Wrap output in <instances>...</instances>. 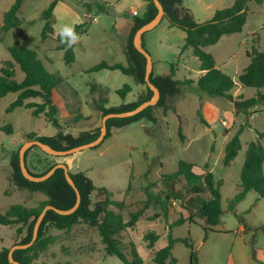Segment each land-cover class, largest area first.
<instances>
[{
    "label": "rangeland",
    "instance_id": "obj_1",
    "mask_svg": "<svg viewBox=\"0 0 264 264\" xmlns=\"http://www.w3.org/2000/svg\"><path fill=\"white\" fill-rule=\"evenodd\" d=\"M14 1L0 0V27L3 13ZM51 1L25 0L19 13L23 25L11 29L0 41V67L10 59L7 49L14 43H19L34 50L49 73H58L64 79V84L52 96L59 128L47 123L43 116L32 117L31 109L16 108L8 113L6 108L17 96L8 94L0 97V128L11 125L14 131L12 135L0 131V214L11 205L21 204L32 208L46 199L41 193L18 189L11 180V159L25 142V134L33 132L37 136H53L60 132L77 137L82 132L100 131L102 117L91 107L89 84L99 83L107 89L105 94L108 107L130 103L137 98L139 89L142 88L132 77L119 71L85 73L89 67L103 60L120 61L122 65H127L126 54L112 32V16L114 11L120 9V0H91L95 4L106 2L110 6L107 7V14L94 9L89 22L82 15L83 8L78 5H84L83 0H59L54 25L56 32L57 27L62 24L73 26L88 22L90 27L73 47L75 62L71 65L65 64L64 52L56 49V41H43L40 38L44 26L40 14ZM233 2L234 0H183V5L188 8L196 23H203L210 20L216 10L228 8ZM69 8L76 15L70 13ZM168 23L165 18L156 28L145 33L144 47L151 56L157 73L169 74L173 65L176 69L175 80L193 83L177 85L176 93L165 100L169 109L166 112L162 108L154 110L157 119L155 123L142 120L127 129L112 132L110 138L99 148L82 151L80 171L85 173L97 190L112 193L114 199L123 200L126 209L121 214L125 221L130 212L142 207V202L146 200L144 188L147 185L150 184L148 193L154 197L159 195L164 198L170 193L174 195L165 202L167 216L164 215L163 207L153 200L135 227L127 228L119 235L123 250L128 252V244L132 242L143 264H148L154 253L166 246L168 225L180 215H188L183 208L193 210L192 214L195 212L182 182L162 183L161 176L175 172L180 160L195 165L196 173L205 170L212 172L215 180L222 181L221 207L225 211L215 230L225 233H205L206 224L200 218L193 219L195 224L186 223L173 228V238L189 237L191 241V249L182 243L174 245V264H190L191 254L195 255L198 264H257L252 255L254 245L264 250V198L257 200L255 193H248L236 206L235 214L228 211V203L238 192L248 144L259 141L264 145V106L250 109L249 115L245 116L236 112L234 104L229 100L200 94L196 89V82L201 76L200 64L190 50L181 51L185 44V33L168 28ZM255 42L258 50L264 52V6L250 3L242 32L223 36L217 44L204 49L214 57L216 67L235 81L236 86L231 91L234 99L239 96L249 99L256 95V90L241 87L237 82L238 75L249 64L247 53ZM15 72V79L21 81L23 73L18 67ZM124 85L131 88L125 100L117 93ZM260 93L264 96V87ZM27 102L40 101L34 99ZM79 111L85 117L84 120H79ZM198 112L208 126L199 122ZM247 120L250 127L244 129L239 136L241 150L231 164L224 167L222 159L225 143ZM180 128L183 141L179 135ZM259 133L262 134L260 139ZM62 159L48 156L35 146L28 148L25 165L31 173L38 175L48 164L62 163ZM148 169L149 174L146 175ZM102 197L103 192H95L92 201L99 202ZM110 209L117 211L113 207ZM155 214L159 217L150 221L149 218ZM240 219L248 226L246 230L244 228L245 233L238 231ZM17 226L0 225V250L10 249L24 236V231L19 236L16 235ZM148 232L159 236L153 249H147L143 238ZM44 236L50 238L54 245L42 256L39 254L35 264H123L116 257L105 254L96 227L82 222L61 232L47 225ZM167 264L173 263L167 261Z\"/></svg>",
    "mask_w": 264,
    "mask_h": 264
},
{
    "label": "trees",
    "instance_id": "obj_2",
    "mask_svg": "<svg viewBox=\"0 0 264 264\" xmlns=\"http://www.w3.org/2000/svg\"><path fill=\"white\" fill-rule=\"evenodd\" d=\"M24 1L25 0H15L9 9L3 13L0 27V41L11 29H16L23 25V20L19 17V13ZM142 1L146 3L145 11L141 17H133V26L126 44L125 54L127 65L125 66L120 63L108 64L101 61L88 68L86 73L90 74L101 70L119 71L124 75L132 77L136 84L144 86L145 92L140 95L136 101L122 104L117 107L106 108L107 100L105 98H100L99 101H93L91 105L101 117L111 113L131 111L141 103L150 100L153 96L152 91L147 87L144 80L146 59L133 45V37L139 28L145 26L156 16L157 8L153 0ZM158 1L163 8L164 17L169 22L170 27L185 33V44L181 51L190 50L200 64V71L204 72L196 82V89L200 94L212 98L219 97L229 100L234 104L235 111L245 116L249 115L250 109L257 106H264V96L260 93V90L264 87V52L258 50L256 42L252 45L250 52L247 53L249 64L238 75L237 79L241 87L256 90V95L249 99H243L240 96L237 99L232 97L231 91L236 86L235 81L219 70L216 67L214 57L204 51V48L217 44L223 36L241 33L246 23L248 5L254 3L264 6V0H234L230 7L216 10L211 19L203 23H196L193 20L190 11L183 6V0ZM57 3L58 0H52L48 7L40 14L41 20L44 21L40 38L43 41L48 38L56 41L58 43L57 49L64 52L63 60L65 64L70 65L75 61L73 53L74 45L68 47L67 44L62 43L59 34H55L53 30L54 9ZM177 3L182 5L181 10L175 7ZM96 6L101 7L99 4H96ZM73 27L81 38V36L86 33L88 24L84 22L75 24ZM140 46L145 49L143 45V36L140 41ZM7 52L10 59L6 60L0 67V97H5L8 94H16L17 97L6 108V111L10 113L14 109L22 107L24 109H31L32 117L39 118L43 116L46 122L53 127L59 128L58 121L55 117L57 110L53 104L52 94L53 91L63 83V78L57 73H49L41 60L37 57L36 52L32 49L26 48L19 43H14L7 49ZM16 67H18L24 75L23 79L19 82L15 79ZM170 69L171 72L168 75H154L152 72L150 74L151 83L160 93V99L156 105L147 107L135 116L107 120V134L104 141L110 138L113 130L123 129L141 120L155 123L156 116L154 110L162 108V110L166 112L169 109L165 104V100L176 93L177 85L193 83L192 81L179 82L174 80V66L171 65ZM96 88L95 85H92L91 91H94ZM130 91V87L124 85L117 93L124 99L126 94ZM34 99H38L40 102H27ZM197 116L202 125L208 126L200 112L197 113ZM249 127L250 123L247 120L241 125L238 132L225 143L222 159V165L224 167L229 166L241 150L239 136L244 129ZM0 131L5 132L7 135H12L14 133L11 125L0 128ZM99 132V130L95 132H82L77 137L71 134H62L60 132L53 136H37L32 132L25 134L24 137L25 141L38 140L53 150L65 151L94 141L99 136ZM179 135L183 141L184 137L181 133V128L179 129ZM261 137L262 134L259 133L258 139ZM102 144L93 149L99 148ZM18 152L19 151L12 156L10 163L12 168V183L20 190H27L31 193H41L46 199L40 201L36 207L32 208L22 206L21 204L11 205L4 213L0 214V225L5 227L18 225L15 230L16 235L19 236L22 231L25 232L18 244L26 245L31 241L33 226L43 208L45 206H53L59 210H68L75 204L76 194L67 183L63 169L55 170L53 175L43 182H31L25 179L20 170ZM27 154L28 150L25 152V159ZM56 164L58 163L51 162L38 175L31 173L27 165L26 168L31 174L42 176ZM193 168L194 165L192 163L180 160L177 163L175 172L164 174L160 178L162 183L182 182L186 193L190 197V202L195 207V212L192 214L193 210L183 208L188 215H180L177 220L168 225L169 233L167 235L166 246L157 250L148 264H167V261L173 264L176 263V259L172 256V250L176 243H182L186 248L191 249L189 237L173 238L171 230L186 223L195 224L194 218H200L204 221V224H206L204 227L205 233L221 232L216 231L215 227L219 226L221 223L220 217L225 212L221 207L220 187L222 181L215 180L210 171L205 170L202 171L201 174H197L193 171ZM147 174H149V169L146 172V175ZM69 175L81 196L78 209L68 216L58 215L52 210L47 211L40 224L34 244L26 249L15 250L12 255L13 260L19 264H35L39 254L45 253L49 246L53 244L50 238L44 236L45 227L50 225L53 229L58 231H68L75 224L79 223L78 218L80 217L90 221L98 220V224L95 227L107 256H114L123 264H143V260L138 255L135 245L132 242L128 244V252L123 250L119 235L127 228L132 229L135 227L153 200L157 201V203L163 207L164 215L167 216L168 210L165 202L169 201L174 195L170 193L164 198L159 195H157L158 197H154L148 193V186L150 184L147 185L144 188L146 200L142 202V207L134 212H130L128 214V220L125 221L121 212L126 209V206L122 201L111 200V195L105 192L104 201L106 204V211L103 212L101 208L96 209L93 206L92 195L97 189L92 181L88 179L84 173L71 174L69 172ZM249 192L255 193L257 200L264 198V145L259 141L251 142L247 146L244 165L240 173L238 192L229 201L228 211L235 214L236 205L240 203ZM110 207L116 208L117 211L110 209ZM102 217H105L104 220H102ZM158 217L159 215L155 214L151 216L149 220L154 221ZM240 225H242L245 230L248 227L243 219H240ZM143 238L147 243V249H153L159 236L155 233L148 232ZM8 252L9 249L7 248H2L0 250V264H10ZM252 256L257 264H263L255 259L254 252ZM190 264H198L194 254H191Z\"/></svg>",
    "mask_w": 264,
    "mask_h": 264
},
{
    "label": "water",
    "instance_id": "obj_3",
    "mask_svg": "<svg viewBox=\"0 0 264 264\" xmlns=\"http://www.w3.org/2000/svg\"><path fill=\"white\" fill-rule=\"evenodd\" d=\"M153 2L157 8L156 16L149 23H147L145 26L139 28L135 32L134 37H133V45L146 59V71H145L144 80L146 82L147 87L153 93L152 98L148 101L141 103L139 106H137L135 109H133L131 111L123 112V113H111V114H107V115L103 116L101 119V129L99 132V136L94 141L89 142L87 144H82L80 146H76L74 148H71V149L65 150V151H57V150L51 149L50 147L46 146L45 144H43L42 142H40L38 140H32V141H25L22 144V146L20 147L19 152H18L19 166H20L21 173L25 179H27L28 181H31V182H43V181L47 180L48 178H50L53 175V173L55 172V170L63 169L64 170V176H65L67 183L72 187V189L74 190V192L76 194V201H75V204L73 205V207L68 209V210H59L53 206H45L35 221V224L33 226L31 241L26 245H19V244L14 245L9 249L8 260H9L10 264H19L18 262H15L13 260L12 255H13V252L15 250L26 249V248H28L34 244V242L36 241V238H37V234L39 231L40 224L43 221L47 211L52 210L55 213H57L58 215L68 216V215L73 214L78 209V207L80 205V201H81L80 193H79L78 189L75 187V184H74L73 180L71 179L65 164H63V163L56 164L55 166H53L50 170H48L42 176H35V175L31 174L27 170L26 165H25V152L28 150V148L36 146L41 151H43L45 154H47L48 156L62 157V158L71 156V155L76 154V153H80V152L88 150V149H93V148L99 146L100 144H102V142L104 141V138L107 134V126H106L107 120L112 119V118H127V117H131V116H135L138 113H140L141 111H143L144 109H146L147 107L155 106L156 103L159 101L160 93H159L158 89L150 81V74L152 72L151 56L148 54V52L145 49H143L140 46V41H141L142 36L145 33H147L148 31H151L154 28H156L160 24L162 18L164 17L163 8H162L161 4L159 3V1L153 0ZM175 7L179 10L182 9V5L179 3L175 4ZM93 206L96 209L101 208V210L103 212L106 211V205H105L104 200H101L99 202H95ZM104 218L105 217H102V220H104ZM78 221L82 222L84 224H87L89 226H92V227H95L98 224V220L90 221L87 219H82L80 217L78 218Z\"/></svg>",
    "mask_w": 264,
    "mask_h": 264
},
{
    "label": "crops",
    "instance_id": "obj_4",
    "mask_svg": "<svg viewBox=\"0 0 264 264\" xmlns=\"http://www.w3.org/2000/svg\"><path fill=\"white\" fill-rule=\"evenodd\" d=\"M92 1L91 0H83L82 1V3H84V5L83 4H78V5H80L82 8H83V13H82V15H83V17L85 18V20H87L88 22L92 19V17H91V14H92V11L94 10V9H96L98 12H100V13H104V14H107V10H108V8L107 7H109L110 5H108V3H106V2H96V4H99V5H101V7H97L96 6V4H95V2L93 3H91ZM119 3H121V7H120V9L118 10V11H114L113 12V16H112V32L114 33V35L118 38V40H119V43H120V45H121V47H122V49L124 50V52H125V49H126V44H127V40H128V36H129V33H130V31H131V28H132V26H133V17L134 16H136V17H141L142 16V14L144 13V11H145V7H146V3L144 2V1H142V0H120L119 1ZM87 4V5H86ZM59 5H60V1L58 0V3H57V5H56V7H55V9H54V24H53V30H54V33L55 34H58V32H56L55 31V29H54V25H55V23H56V20H57V18H56V11H57V9L59 8ZM184 6V5H183ZM249 6V5H248ZM66 7V6H65ZM185 7V6H184ZM67 8V7H66ZM185 8H187V7H185ZM188 9V8H187ZM69 12L70 13H74L75 15H76V12L73 10V9H71V8H69ZM213 16V15H212ZM99 17V16H98ZM163 19H165V17H163L162 18V20ZM161 20V21H162ZM87 22V24H88V29H87V31H86V33L88 32V30H89V23ZM84 23V22H83ZM161 23V22H160ZM74 26V25H73ZM167 27L168 28H170V29H175V28H171L170 27V25H169V23L167 24ZM85 33V34H86ZM85 34H83L82 36H84ZM82 36H81V38H82ZM144 36H145V34L143 35V38H144ZM80 38V39H81ZM48 39H51V38H48ZM79 39V40H80ZM53 40V39H52ZM143 45H144V43H143ZM57 46H58V43H57ZM74 46H75V44H74ZM73 46V47H74ZM57 49V48H56ZM205 49V48H204ZM58 50V49H57ZM186 51V50H185ZM104 61V60H103ZM42 62V61H41ZM75 62V61H74ZM73 62V63H74ZM104 62H106V63H108V64H114V63H120V64H122L120 61H112V62H108V61H104ZM43 63V62H42ZM72 63V64H73ZM98 64V63H97ZM43 65H44V63H43ZM71 65V64H70ZM94 66V65H93ZM45 67V66H44ZM90 68V67H89ZM46 69V68H45ZM174 69H175V67H174ZM102 71V70H101ZM107 71H110V70H107ZM175 71H176V69H175ZM99 72V71H98ZM85 73H86V70H85ZM96 73V72H95ZM152 73L154 74V75H168V74H160V73H157L156 71H155V66H154V62L152 61ZM58 74V73H57ZM90 74H92V73H90ZM204 74V72L203 71H201V76ZM110 75V74H109ZM124 75V74H123ZM200 76V77H201ZM62 77V76H61ZM174 77H175V75H174ZM174 77H173V79H174ZM199 77V78H200ZM63 78V77H62ZM175 80V79H174ZM177 81V80H176ZM64 84V79H63V83L60 85V86H62ZM92 85H95L97 88L94 90V91H91V86ZM138 85V84H137ZM59 86V87H60ZM140 86H142V85H140ZM58 87V88H59ZM130 87V86H129ZM57 88V89H58ZM89 88H90V92H89V96H90V99L92 100L91 101V104H92V102L93 101H99L100 100V98H105L106 100H107V104H106V108H109L108 107V99H107V97H106V90L102 87V85H100L99 83H90L89 84ZM57 89H55L54 91H56ZM131 89V88H130ZM53 91V92H54ZM131 92V91H130ZM129 92V93H130ZM145 92V87L144 86H142V88H140L139 89V93H138V95H137V98L140 96V95H142L143 93ZM128 93V94H129ZM52 96H53V94H52ZM126 96H127V94H126ZM126 96L124 97V99L123 100H125V98H126ZM137 98H135L134 100H132L130 103H132V102H134V101H136L137 100ZM124 104H128V103H124ZM91 107H92V105H91ZM92 109H93V107H92ZM94 110V109H93ZM95 112V111H94ZM97 112V111H96ZM79 115H81V119H79V120H84V116L80 113V111H79ZM142 121V120H141ZM156 121H157V119H156ZM140 122V121H139ZM48 123V122H47ZM138 123V122H137ZM134 124H136V123H134ZM51 125V124H50ZM131 125H133V124H131ZM130 125V126H131ZM130 126H128V127H125V128H123V129H127V128H129ZM123 129H119V130H113L112 132H114V131H120V130H123ZM80 155H81V152L80 153H76V154H73V155H71V156H68V157H64L62 160H61V162L63 163V164H65L66 166H67V170L71 173V174H76V173H84V172H81L80 171V167H79V163H80ZM195 165H194V168H193V171L195 172ZM196 173V172H195ZM201 173H202V171H201ZM201 173H197V174H201ZM84 175H85V173H84ZM96 188V187H95ZM128 190V189H127ZM101 192H103V195L105 194V192L104 191H99V190H96V193H101ZM127 192V191H126ZM109 193V192H108ZM250 193V192H249ZM110 195H111V197H110V199L111 200H116V199H114V196H113V194L112 193H109ZM101 200H104V197H102V198H100V200L99 201H101ZM117 201H123V200H117ZM94 203L95 202H93V205H94ZM238 205V204H237ZM236 205V206H237ZM237 208V207H236ZM235 208V212L237 211V209ZM73 228V227H72ZM71 228V229H72ZM239 232H241V233H245V231H244V227L242 226V225H240L239 226V230H238ZM59 232H61V231H59ZM256 244V243H255ZM54 244H52V245H50L49 246V248L50 247H52ZM49 248L47 249V251L49 250ZM253 250H254V254H255V259L256 260H258V261H260V262H262L263 264H264V250L263 249H260L257 245H254V248H253ZM46 251V252H47ZM45 252V253H46ZM42 256V255H41ZM38 262V260L35 262V263H37Z\"/></svg>",
    "mask_w": 264,
    "mask_h": 264
},
{
    "label": "clouds",
    "instance_id": "obj_5",
    "mask_svg": "<svg viewBox=\"0 0 264 264\" xmlns=\"http://www.w3.org/2000/svg\"><path fill=\"white\" fill-rule=\"evenodd\" d=\"M57 32L62 43L67 44L68 47L73 46L79 42V35L75 32V28L69 24H62L57 27Z\"/></svg>",
    "mask_w": 264,
    "mask_h": 264
}]
</instances>
